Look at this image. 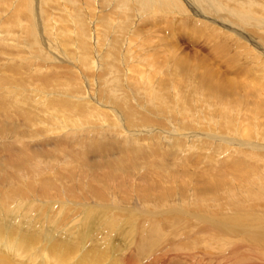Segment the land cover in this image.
<instances>
[{"label":"bare ground","instance_id":"obj_1","mask_svg":"<svg viewBox=\"0 0 264 264\" xmlns=\"http://www.w3.org/2000/svg\"><path fill=\"white\" fill-rule=\"evenodd\" d=\"M81 1L83 2L85 0H81ZM92 1L93 0H87V3L89 6H91ZM97 1L99 2V5L101 9H103L104 13L103 14L101 13L97 15L96 17L97 18L96 23H95L96 32L94 33L96 44H94V46H95V51H96L95 52V57H96L95 64L98 70L96 69L97 71L96 70L94 71V68H93L94 57L92 55L93 54L92 50L94 49H92L93 47H91V44H90L91 42H89L91 34L89 33L88 26L84 22V19H82L83 15L79 11V6H80L79 4H81L80 0H63V3H62V5L64 4L63 9H65L67 6L69 8V9L66 8L68 11L74 12V16H75L74 28H70L72 26L69 27L68 22H67L68 18L65 19L66 18L65 16L68 15V13L66 15L64 14L65 16L62 14V12L60 13L61 15H58V16L55 15L56 17L50 16L51 9H53V7H56V6L59 7L57 2L54 0H0V16L2 14L9 12L7 13L4 20L0 22V34H3V33L12 34L9 38V40L12 41L11 42L12 45L9 46L8 48L14 47L15 49L17 48L18 50V49H22L21 48L22 46L24 47L26 46L29 48L30 45H34L36 44V42L38 43V40H37L38 36H36V33H38L37 31H39L41 45H43V43H49L47 40L50 41L48 48H50L53 54H55L54 58H52V60H54L53 61L54 63L50 60L51 61L50 64L48 65L47 69L45 68L44 70L46 72L50 71L51 73L50 74L48 73V75H46L43 72L44 76L46 75L45 77L40 76L41 78H39L37 77L39 75H37L36 77L37 79L39 78L40 82L43 83V85H45V87L48 88V91H46L47 95L46 94L45 95L47 97L51 95V99L48 100L46 98L47 101L45 102V104L48 105V109H52V111L49 113L50 115L49 119L50 117L53 119L51 120V122H54V120H56L55 121L56 126L60 127L59 129L56 128V126L55 128H53L52 127L53 123L52 125L49 123L42 127L41 124L43 122L45 124V121H47L48 119L42 122L41 119H37L39 117H35V116H34L35 118L33 116L30 117V114H29L30 112L27 113L28 112L27 109L16 111V113H11V115H7L6 114L7 112L6 113L4 112V114H0V119L5 121V123L0 122V166H3L5 163L6 164L11 163L14 165V170L12 171L9 170L8 172L4 171L3 170L4 168L0 167V206L2 205L1 204L2 202H4L5 204H9L11 203V201L14 202L16 198L15 196L17 195L19 197L22 196L21 194L24 193L23 188L25 189L26 192L31 190V192H34L39 195V197H37L38 198L37 202L43 208V212L48 210V212L45 213L44 216H50L51 221L53 222L54 225L66 224V226H68L70 222L72 223V225L69 224L70 226H68L67 230L62 231L64 232L63 236L68 235L70 237V236H75L74 234H76L77 237L79 236V241H81L83 238H86V239L88 238L87 236L90 234L91 228L95 227V225L102 224V223L109 224L110 226L116 227V229H118L119 225L117 223H120L123 226L122 236L131 237L130 243L133 244L134 247L140 246L139 251H138L139 255L144 253V255L142 256L147 258L151 253H153L154 255L158 257V264H160L159 263L160 260L161 262H163L161 264H172L173 259L176 257L177 254H179V253H177L176 255L171 254V251L175 248L178 251L182 249L183 250L182 254L185 253L179 258L181 259L180 261L188 260L191 263H194L195 255H201V251L205 252L204 259H208L214 254L213 253L212 255L208 257L210 252H216L217 254L218 253L227 254L230 252V254L232 255H235L238 253V257L241 256L243 257V259H245L248 256L250 257V255L252 254V251H251L252 249L256 248L258 245L264 246V184L262 183V180H261L263 179V177H261L262 176L261 173L264 171V146L261 145L257 141V140L260 141L261 139H255L257 141L256 143L251 141V140H254V137L258 133L249 134L250 131H249V127L247 126L245 127V130L241 131L238 135H236L232 123L228 125L227 127L228 131H225V129L219 131L216 128L212 129V127H209V129H206L204 126L201 127L202 132L199 133V138L203 137V139L201 141L199 140L200 141L199 145L203 144V141L205 138L211 139L212 141H214L218 145V147L221 148V150H222L221 145L225 144V148L222 150V153H224V155L226 154L227 157H229L231 160V161L229 160L230 161L229 164L225 162L219 163L221 165L218 166V170L216 171L218 174V178L214 177L216 180L207 185V187L211 191H213V194H215L213 195L214 197H221V199L219 198L220 200L223 199L222 203H220V201L219 203L214 201L212 196H211L212 199L209 198L208 200L204 198L202 201L201 198H199V195L197 196L195 192L190 194L191 195V197H189L190 199H187L188 197L183 196V194L186 193V191L188 190H186L187 187L183 188L181 186L183 184L181 183L187 180L188 174L186 172L178 173L177 171L178 168L176 164L173 165L172 159L174 155H172L171 150L165 151L162 154L160 153L156 155L157 152L155 151L161 149V145H163L164 143L161 144L158 140L156 141L155 139L153 140L152 149L150 147V150H149L148 146L139 145L140 143L139 140H146L143 134L140 135L142 136V138H139V139H137L133 135L131 136V138L133 139L132 142L138 145L137 147L135 146L133 152H130V151L124 152L120 150L118 148V144L116 140H119L120 137H124V136L125 138L128 137V135H131L132 131H134L132 133L138 132L139 129H135V128H142V130L143 129L148 130L149 133L150 132L157 133V131L161 127H164L161 124V122H164L163 120L159 121L151 117L152 115H154L153 117H155V113H157V116L163 115L162 118L165 119V121L168 122V124L170 123L172 125V128H174V130L167 131L164 129V132H167V134L161 133L162 134L161 135L160 132H158L159 135L153 134L152 137L159 138L160 136H162L163 138L165 137L163 135H166L168 139H171L170 145H173V146H170L171 148H173L174 146L178 147L180 143L187 140L188 137L193 136L194 133H191L189 131V130H192V128L188 127L185 120H182V118L180 119L179 122H177L176 116L173 113L165 112V114H163L160 111L159 103H157L156 100H155L156 103L154 104L152 103L153 101L152 97H151V100H149V102L147 101V98H145L146 93H148L147 96H150L151 93H153V90L155 88L154 84H152L153 81L156 80L157 82L155 83H160V82H158V80L154 78L155 75L153 76L149 74V76L145 77L147 75L145 74L146 73L145 71L139 70L138 68H136V65L129 66L127 64L129 60L128 45L127 46L125 45L126 47L124 49L123 54L121 55L120 53L122 44L118 42L119 38L117 36L119 34H123L121 33L122 29H124V25L128 23L127 22L125 24L126 20L129 21L130 19H133V14L128 12V7L130 8V6H132V8L134 9L135 5L138 3L137 0H97ZM207 1L206 3L205 2H201V3L206 4L208 8L211 9L214 6V1L209 0V3ZM249 1L253 2L254 4L259 1V3L264 5V0H240L239 5L244 7V3L249 2ZM154 2L156 1L155 0H144L143 4H144V7H149V8L151 7V9H153L152 7H155L156 5H158L157 3H154ZM198 4H200V2L196 4L197 8H198ZM182 5L183 4H181V6ZM57 7L56 9L58 10ZM84 7H80V8L83 9ZM173 7L174 6H172V8ZM199 8H201V6ZM139 9L142 10V8H139ZM87 10L88 9H86L85 11L87 12ZM167 12H169V9L167 10ZM205 12H206V9H205ZM259 12L261 13V15H263L262 12H264V7H261ZM154 13L157 15L160 14V12H155V11L151 12L150 15L148 16L146 15L144 18H142V21H145V23L150 22L152 18L156 17ZM130 14L131 16H128ZM141 14L144 15V13H141ZM153 14L155 16L152 17ZM110 15L114 16L115 18H118L119 20H122L118 25L114 24L115 27L112 28L114 30L113 33H111L113 34L112 36H109V30L111 28V24L109 21ZM235 17H237L236 22H232L229 25L224 23V21L227 20L228 18L223 17L222 19L220 16H218V18H216L217 21L213 23H219L218 25L220 26H217V27L221 29H226L225 27L228 26L230 30L233 32V33L229 32L231 35L234 34L236 35L235 37L245 38L244 40L248 42L247 44L249 45V49L255 50L254 54H257L256 55L257 57L264 58V54H263L264 50L262 48V46H264L263 44L264 43V18L261 19L262 21L259 20L261 16L251 14L250 9H247V12L243 13V15L240 18L237 15ZM138 18L140 20V15H138ZM173 18H176V16H174ZM219 18H221L222 20H220ZM52 19L54 20V23L55 21L57 22L60 21L62 24L61 25L60 23L59 25L52 24L50 22ZM70 20H71V17L69 21ZM246 23H253V25H255V28L251 29V33L253 32L254 36L258 34L260 35V36H256L257 38H259L258 41L254 42L252 38H250V34L249 35L247 34L246 27H248L250 24L249 25L247 24V26L244 27L243 25H245ZM125 29L124 31L127 32L129 28L126 30ZM40 30L43 31L42 36L40 35ZM202 30L203 29H201V32ZM134 34L133 35L135 37H138V34H136L135 32ZM53 42L54 43L56 42L57 45L55 46ZM7 46L8 45H6V47ZM45 47L47 48V46ZM76 47L78 48L77 54L73 52L75 49H77ZM119 47L121 48L119 49ZM15 49L12 51H16ZM41 50H44L42 46H41ZM27 51H24V52H27ZM19 52H21V50ZM19 52H18V55H19ZM32 52L30 51V54ZM75 52H77V50ZM33 54H32V57H35L33 56ZM251 54L253 53L251 52ZM42 55H44V53ZM56 55L59 56L60 59H57ZM13 56L15 55L13 54ZM6 57H10V56H6ZM30 57L31 56H29V59ZM136 57L137 56L135 57L133 56L132 59L136 60L137 59ZM45 58H42L43 61ZM27 59L24 61L27 62L28 61ZM46 59H48V57ZM9 60L7 59L6 61H9ZM147 60L148 59L142 57L140 58V60H138L139 63L137 64L139 65V64L144 63V66H141L144 68H146L147 66L149 67L150 65H153L151 60L150 62ZM18 61L20 62L21 60H18ZM24 61L22 60L21 62H24ZM179 62L180 63H177L176 65H172L170 68L173 70L175 69V71L179 70L178 67L180 64L184 66V62L182 61H179ZM2 63L5 64V62H2ZM38 63L40 62L38 61ZM40 65L42 64L40 63ZM40 65L38 66L39 74H40ZM0 66H3V65L1 64ZM261 66L264 67V64ZM36 67L37 66H35V68ZM124 69L127 71L128 74L123 71ZM171 69L170 71H172ZM0 70H3V69L0 68ZM19 70L20 69L17 68L16 66L9 67L8 71H5L7 72L5 74V77H13V78L20 77L21 72ZM35 70H33V72ZM159 71L160 70L155 72V74L157 75ZM33 72H30V74ZM36 72H34L35 75H36ZM123 72L124 74L126 73V76H124ZM173 73L176 74L177 72H173ZM209 73L210 72H208V74ZM40 75H42V73ZM212 75L214 76L215 74L210 73L207 77V81L210 84H212V81L214 78L212 77ZM32 76L34 79V75ZM76 80H78L79 85L76 83ZM139 80H142V81H139ZM0 81L2 80L0 79ZM36 81L34 83L38 82ZM81 81H83L82 84H80ZM123 81H125L126 84ZM136 81L141 83V87H144L143 90L138 87ZM81 85L86 87V89L82 90L83 88L81 87ZM230 86H232L231 83H230ZM123 88L129 89L128 93L131 94V96L133 97L128 98L125 94L126 91ZM229 88L220 87L219 91H223V89L227 90ZM4 94H7V93L5 92ZM22 94L24 95V93ZM27 96L29 97V95ZM157 97L158 96L155 95V98ZM4 98H2V102L3 100L6 101V98L5 99ZM8 98H7V101H10V98L9 99ZM11 98L13 97L11 96ZM17 98L18 97H16V100H14L15 102L17 101ZM27 99L28 98H26L25 100ZM40 101L41 100H39V102ZM5 104L7 105V103ZM5 104H3V106ZM34 104L35 103H33V105ZM39 106L40 105H38V107ZM143 106H144V111L143 109H140ZM73 107L78 112L74 113L75 115H72L71 117L69 116L68 121L60 117L59 113H61V111L65 109L71 110ZM29 108L30 107H28V109ZM10 109H13V108L11 107ZM48 109H46V112L43 111L45 112V114L47 113L45 116L48 115V112H47L49 111ZM13 112H15V110ZM34 112H35V109H34ZM202 117L203 116L199 115V119H201ZM32 118L35 121L34 123H32L33 121ZM71 118L72 119L79 118V119H83L84 121L96 119L97 121H99L97 122V124H100V127L98 129L102 131V134L99 135V134L91 133V130L94 128V126L89 121V122H86L87 124L85 125L87 128L83 129V132H86V136L84 135L83 137H80L79 131L75 132L73 129L69 128V126L71 125H68L69 124L68 122H71L72 120ZM254 128H257V127H253L252 125V131ZM120 129L124 130V132L122 133L123 134L122 136H119L121 134ZM186 129H188V131H186ZM43 130L45 134L50 133L52 135H49L48 137L45 136L47 138L45 142L39 145H35L33 149L30 148V146L25 141L29 139H33V137L35 136V132L37 133L38 131L40 133ZM209 131L211 133H208ZM87 132L93 134L94 137H100V138L101 136L104 137L108 135L112 137V140L111 142H109L110 144L109 143L99 144V142L97 143L96 140L93 139V136L91 134L88 135ZM9 133H12V136H13L11 140L12 144L14 143L13 147H11L10 144L5 143L6 142L5 140L8 141L7 134ZM231 133L234 137L230 136ZM243 133L247 134L246 138L240 137V135ZM137 134L138 133H136V135ZM177 134L182 135L184 138H181ZM227 134H229V136H227ZM50 136H55L54 138L55 140H58V138L59 139L62 138V141H60L58 145H53V142H55V140H51V138H49ZM87 136L91 138L88 139ZM78 137H80L81 139L85 138L86 141H88V143H85V146L88 147V150L90 149V151H88L90 152V155L86 154V152L82 153L81 151L79 152V151L74 150L75 145L73 144H76V147L81 146L83 148L84 146L83 142L78 141L77 143H74L75 141L78 140ZM116 137H119V139H117ZM152 137L149 136L150 139H153ZM16 144L19 146L18 149L15 147ZM165 148L166 146L164 147V149ZM36 153H38L39 155H42L44 158H50V156L52 158V156L54 155L57 156L58 160L59 158H65L66 163H64L63 166H61L60 168H56L55 173H50L51 171H49V169H46V167L49 166L51 170V168L53 169V167H55V165L58 164V161L56 160V164L54 166L53 164H49L45 166L42 165V167L40 168L39 166H35V162L37 161ZM124 153H125V157L118 158ZM96 155H99V157L97 156L98 157L97 158ZM233 156H238V157L234 158ZM91 157L92 159L93 157H96V159L95 158L93 159V163L92 165H90L89 170L81 169L82 165H84L85 163H88ZM240 157L248 159L249 162H247V160L246 161L243 160ZM44 158L42 161L40 160L42 163L44 161ZM45 160L47 161V159ZM170 161H172L171 165H169ZM102 162H104V166H102ZM255 162H257V165H255ZM137 163H140L141 166L136 167ZM7 167H10V166H7ZM228 167L236 168V171L229 172ZM141 169H143V172L139 171ZM138 171L141 174H139ZM259 171L261 173H259ZM87 172L89 173L85 174ZM165 172H167L168 174L165 175ZM206 172L207 171H205V173ZM225 172H227V175L229 177L230 176L232 177L231 178L232 182H235L236 184L239 185V187L235 189L236 191L234 190L235 185L234 186L230 185L231 187L230 186L227 187L226 185L225 187L227 188L224 189L225 187L222 185V183L224 182V177L227 176ZM97 174H99V176H97ZM149 176L154 177L156 182L152 181L153 178L151 180ZM87 177L89 178L88 183H86V180H85ZM176 186L179 188H183L182 194H177L175 192L174 187ZM184 186H186V183L184 184ZM240 187H242L245 190L244 195L247 196L243 198L244 200L242 199L243 202H239L236 199L238 196H240V191L243 190V189H240ZM216 193H223V194L219 196L218 194L216 195ZM186 194H188V192ZM26 198L21 197V199H26ZM33 198L35 199V197ZM31 202H33V200ZM241 203L244 204V206L246 207L244 209L248 210L249 214L247 212L244 213L245 210L240 209L238 207V205ZM8 207L9 205L5 206V209L7 211H8ZM139 207L141 208L137 209ZM15 208H12L11 210H9L8 213L14 214L16 210H13V209ZM238 208H239V211H238ZM18 211H20V208L17 209L16 212ZM63 211H66L65 217L68 216L69 211H72L73 214H70L68 216L71 218L70 221L69 219L65 220L64 214L61 217L58 216L59 213ZM77 213H79L80 215L77 218L72 219ZM89 213L91 214V216H88ZM9 216H6V217H9ZM136 216L137 218H133ZM3 218L1 221L4 220ZM46 219H48V217H46ZM54 225H52V227ZM145 226L149 228V231H154L155 233L157 232L159 236H160V233H164L166 231L167 236H168L167 238H171V237L172 238L171 240H169V242L167 241L165 245L163 244L162 247L159 246L155 250L149 251V253L146 254L145 252L146 250L143 252L142 251L143 248L141 246L142 244L145 243V241H149L148 234H147L148 240H146V237L144 239L140 238L142 237V234L145 231L147 232V229ZM13 228L7 229V228L0 226V264H22V261H16L14 257H20L22 254H25L26 252L31 253L30 254L31 258H28L29 259L28 264H62V263L67 262V260H69V258L72 257V254L75 250L74 249L75 245L73 244L74 240H70L72 243H69L68 241L62 238L60 239L58 238L59 240L53 239L54 240L53 243H48L47 246L43 245L44 247L42 246L41 251H39L41 252L39 255L40 261L39 263H37L36 260L38 259L34 260L32 258L34 257V253L38 252L39 247L38 248L34 247L35 245L34 237L30 233H27L30 230L27 232L25 231L26 232L25 235H17L18 233L13 234L12 233L13 231H10V230L16 231ZM100 228H96V229L100 230ZM39 229H36L35 231ZM42 229L43 228H41V230ZM49 229L50 228H48V230ZM112 230H108V232L110 231L112 232ZM138 230H139L138 232L139 234L137 233ZM70 232H73V235L70 234ZM197 232H201V235H202V232L204 233L206 232L210 234V236L212 235L213 238L211 241H213V244L211 243V244H208V247L200 248L199 241L204 240L203 238L205 237H203L200 240V237L197 236ZM128 233H129V236H128ZM20 234H22V232ZM98 234H99V231H98ZM39 237L41 238V236ZM108 237H110V235ZM118 238L116 239L118 240ZM159 239H161L162 241L166 240L164 236L163 237L160 236ZM106 240H108V238ZM47 241L48 240H46L45 242ZM103 241H105L104 237H103ZM150 241H153V240H150ZM36 242H37V239H36ZM203 242H208V241L204 240ZM94 245L100 246V244L96 245L95 243ZM131 248L132 246H129L127 249H131ZM53 249H56L58 251V254L57 256L55 255L56 257L54 258V260L48 257V254H50ZM97 250L100 251V247ZM191 250H193V253ZM100 252L98 253L96 250H94L92 252L91 251L88 252V253H91V255L82 254L83 256L81 255V259H79V261L75 260L76 262L74 264H79L81 261L82 263H84L83 261H85L84 264H100V262L103 261V256H101L103 253H100ZM108 252H109V249L106 253L108 254ZM207 253L208 255H206ZM79 256L80 255H78V257ZM217 256L218 255H216V257ZM258 256L259 255H257V257ZM224 258H221V259H224ZM239 259H242V258H239ZM116 260L117 262L111 261V262H108L107 264H130V263L132 264L133 263L132 256L130 258L121 257V259L118 258ZM203 260L202 261L200 260L198 262L201 263L203 262ZM213 260L214 259L211 258V261ZM208 261L210 260L208 259ZM226 261H228V259H226ZM211 263H214V262H211ZM139 264H142V263H139ZM143 264H152V263L144 262Z\"/></svg>","mask_w":264,"mask_h":264},{"label":"rangeland","instance_id":"obj_2","mask_svg":"<svg viewBox=\"0 0 264 264\" xmlns=\"http://www.w3.org/2000/svg\"><path fill=\"white\" fill-rule=\"evenodd\" d=\"M54 1L57 2L59 7L56 6L58 8V10L56 9V7H53V9H51L50 16L56 17L58 15H61L60 14L61 12L63 15L64 14L66 15L68 13V15H66V16L64 15L66 17L65 19L68 18L67 22H68L69 27L72 26L70 28H74V25H75L74 12L68 11L66 9V8H68L67 6L65 9H63V5H64V4L62 5L63 0H54ZM85 1L82 2L80 0L81 4H79L80 5L79 11L83 15L82 19H84V22L88 26L89 33L91 34V35L89 34L90 35L89 42H91L90 43L91 47H93L92 49H94V50H92V53H93L92 55L94 57L93 68L95 71L97 69V66L95 64V62H96L95 52L96 51H95V46H94V44H96V40L94 38V33L96 32L95 23H96L97 15H99L101 13L103 14L104 11H103V9H101L99 2L97 0H93L91 6L88 5L87 0H85ZM155 1L156 2H154V3H157L159 6L156 5L155 7H152L153 9H151V7L150 8L144 7V4H143L144 0H137L138 3L135 5V7H137V8L134 7V9H133L132 6H130V8H131L130 9L128 7V12L133 14V19L129 20L130 23H129V21L126 20L125 24L127 22L128 23L126 25H124V29H125L126 26L129 24L126 29L129 28L130 30L128 29L126 32V31H124V29H122L121 33H123V34H119L117 36L119 38L118 42H120V44H122V46H121L122 48L119 47V49L121 48L120 53L122 55L125 47L128 45V47H129V52H128L129 55L128 56H129L130 61L128 60L127 64L129 66L136 65V68H138L139 70L145 71L146 72L145 74H147L145 77L149 76V74L153 75V76L155 75L154 78L157 79L158 82H160V83H155L157 81L156 80L153 81L152 84H154L155 88L153 90V93H151L150 96H147L148 93H146L145 98H147V101L149 102V100H151V97H152V99H153L152 103L153 104L156 103L155 102V100H156L157 103H159L160 111L163 114H165V112L166 113L167 112L173 113L176 116L177 122H179L181 118H182V120H185L187 126L192 128V130H189V131L191 133H194V135L188 137L187 140L180 143L179 146L177 145L178 147L174 146L173 148L170 147V146H173V145H170L171 139H168L166 137V135H163V136H165L163 138H162V136H160L159 138H157V137L153 138L152 137L153 134L159 135L158 132H160V134L161 133L167 134V132H164V129L167 131L174 130V128H172V125L170 123H169L170 124L169 125L168 122H166L165 119L162 118L163 115L157 116V113H155V117H153L154 115H152L151 117L154 119H157L159 121L163 120L164 122H161V124L164 127H161L157 131V133L156 132H153V133L150 132L149 133L148 130L143 129L144 130L143 131L142 128H135V129H139V131L136 132V133H138L137 135H136V133H132V132H134V131H132L131 135H128V137H126V138H125V136L120 137V139H119V137H116L117 139H119V140H116L117 144H118V148L124 152H126V151L133 152L135 146L137 147L138 145L134 144V142H132L133 139L131 138V136L134 135L137 139H139V138H142V136H140L142 134L146 138V140H139V142H140L139 145L148 146L149 150H150V147L152 149L153 140H155V139H156V141L158 140L161 144L164 143L163 145H161V149L155 151V152H157L156 155H158L160 153L162 154L165 151L171 150L172 155H174V157L172 159L173 165L176 164V166L178 168L177 169L178 173L186 172L188 174L187 180L185 182L181 183V184H183L181 186L183 188L187 187L186 190H188V191H186V193L188 192V194L184 193L183 196L188 197L187 199H190L189 198V197H191L190 194L195 192V194H197V196L199 195V198H201L202 201L204 198L209 200V198L212 199V197H213L214 201H216L218 203L220 201V203H222L223 199L220 200L221 197H214L213 195H215V194H213V191H211L207 187V185L209 183L214 182L216 180L215 178H218V174L216 171L218 170V166L221 165L219 163L225 162V163L229 164L231 160L229 157H227L226 154L224 155V153H222V150L225 148V144L221 145V147H222V150H221V148H219L218 145L214 141H212L211 139L205 138L203 141V144L199 145L200 141L203 139V137L199 138V133L202 132V129H201L202 126H204L206 129H209V127H212V129L216 128L219 131L224 130V129H225V131H228L227 130L228 125H230L232 123L234 131H235L236 135H238L241 131L245 130V127L248 126L249 131H250L249 134L258 133L254 137V140H251V141L254 143H256L258 141L261 145L264 146V142H263L264 141V67L261 66L264 64V58L263 57H257L256 56L257 54H254L255 50L249 49V45L247 44L248 42L246 40H244L245 38L235 37L236 35H234V34L231 35L229 32H231V33H233V32L230 30V28L228 26L225 27L226 29L228 27L227 30L221 29V28L217 27V26H220V25H218L219 23H213V22L217 21L216 18H218V16H220L222 19H223V17H227L228 19L225 20L224 23L229 25L232 22H236V18H237V17H235L236 15L240 18L243 15V13L247 12V9H250L251 14L261 16V18L259 19V20H261L264 18V12H262L263 15H261V13L259 11H260L261 7H264V5L259 3V1L255 4L251 1H249V2L244 3V7H243V6L239 5L240 0L239 1L238 0H213L214 1V6L212 7L213 9L212 8L209 9L206 4L201 3V2L206 3L207 0H155ZM171 2H172V4H171ZM195 2H197V3L200 2V4H198V8L196 5L197 3H195ZM207 2L209 3V0ZM170 4H171V6H170ZM174 4L176 5V7ZM181 4H183V5L181 6ZM193 5H195V6H193ZM172 6H174V7L172 8ZM200 6H201V8H199ZM80 7H84L85 9L83 8L84 9L83 10ZM139 8H142L143 12ZM174 8H176V9H174ZM86 9H88L87 12L85 11ZM168 9H169V12H167ZM205 9H206V12H205ZM10 10H11V8H10ZM252 10H254L255 12ZM65 11H67V12H65ZM154 11L160 12V14L157 15L154 13L156 15V17L152 18L150 22L145 23V21H142V18H144L146 15L147 16L150 15V13L154 12ZM256 11H257V13H256ZM7 13H9V12H7ZM7 13L2 14L1 15L2 17L0 16V22L2 20H4ZM85 13H87V14H85ZM141 13H144V15ZM208 13L211 14L212 16L209 15ZM131 14L128 16H131ZM154 14L152 15V17L155 16ZM138 15H140V20L138 18ZM195 15H197V16H195ZM172 16L173 17L176 16V18H173ZM70 17H71V20L69 21ZM204 17H206V18H204ZM32 18H34V17H32ZM221 18H219V19L222 20ZM109 21L111 24V28L109 30V36H112L113 34H111V33H113V31H114L112 29L115 27L114 24L118 25L122 20H119L118 18H115L114 16L110 15ZM50 22L52 24H57V25H59V23H60V25L62 24L60 21H58V22L55 21V23H54L53 19ZM247 24L248 25L250 24V25L248 27H246ZM243 26L246 27L247 34L248 35L250 34V38H252V40L254 42L259 40V38L256 37V36H260L259 34L254 36V33L253 32L251 33V29L255 28V25H253V23H246ZM201 29H203L202 30L203 33L201 32ZM215 29H216V31H215ZM37 32L38 33H36V36L39 37V31H37ZM134 32L136 34H138V37L134 36L135 35ZM241 32H243V31H241ZM11 35L12 34H7V33L0 34V42H1L0 43L1 44L0 45V57L2 56L0 58V61L5 62V64L7 63L5 65L4 63L0 62V65L1 64L3 65V66H0V68L4 70V71L0 70V71H2V72H0V79L2 80V81H0V95L2 96V98H4V96L6 98V101L3 100V102H2V98L0 96V105L2 104L0 106V114H4V112L5 113L7 112L6 113L7 115H11V113H16V111L27 109V111H28L27 113L30 112L29 113L30 117L31 116L39 117L37 119H41L42 122L48 119L47 121H45V124H44V122L41 124L42 127L44 125L49 124V123L52 125V123H53L52 127L55 128V126H56L55 121L56 120H54V122H51V120H53V119L51 117L49 119V116H50L49 113L52 111V109H48V105L45 104L47 99L48 100L51 99V95H49L48 97L46 96L47 95L46 91H48V88L45 87V85H43V83H41L39 80V78H41L42 76L45 77L46 75H48V73L49 74L51 73L50 71L46 72L44 70L45 68L47 69V67L51 61L52 62L54 61V60H52V58H54L55 54H53L52 50L50 48H48L50 41L47 40L49 43H43V45H41L40 44V37L39 38L37 37L38 43L36 42V44L30 45L31 47L29 46V48L26 46L25 47L22 46L21 47L22 49L17 50V48L15 49L14 47L8 48L9 46L12 45V43H11L12 41L9 40ZM40 35L41 36L43 35L42 30H40ZM2 42H3V44H2ZM245 42H246V44H245ZM3 45H5V46H3ZM6 45H8V46L6 47ZM54 45L55 46L57 45L56 42L54 43ZM41 46H42V48H44V50H41ZM45 46H47V48ZM25 48H26V50H25ZM262 48L264 50V46H262ZM14 49L16 51H12ZM20 50H21V52H19ZM76 50H77V52H75ZM24 51H27V52H24ZM30 51L31 52L34 51V52H32L30 54ZM6 52L8 55L6 54ZM18 52H19V55H18ZM41 52H42V54L44 53V55H42ZM73 52L75 54H77L78 48L75 49ZM251 52L253 54H251ZM25 53H26V55H25ZM13 54L15 56H13ZM32 54L35 57H32ZM178 54H180V55H178ZM5 55L10 56L11 58L6 57ZM28 55L31 56L30 59H32V60L29 59ZM133 56L134 57L137 56L136 57L137 59L133 60L132 59ZM25 57H26V59L28 58L27 62L24 61V60H26ZM45 57L46 58L48 57V59H46ZM142 57L148 59L147 61H149V62L151 60L153 65H150L149 67L147 66L146 68L141 67V66H144V63L138 65L137 64V63H139L138 60H140V58H142ZM42 58H45L44 61ZM7 59L8 60L10 59V60L6 61ZM57 59H60V57L57 56ZM18 60H21V61L23 60L24 62H21V61L19 62ZM38 61L42 65H40V63H38ZM136 61H138V62H136ZM179 61L184 62V66H182V64L179 65V67H178L179 70L175 71V69L173 70L170 68L172 65H176L177 63H180ZM33 64L37 67L35 68V66ZM29 65H31V66H29ZM39 65H40V74L42 73V75H40L38 72L39 71L38 70ZM13 66L14 67L16 66L17 68L20 69L19 71L21 72V76L20 77H14V78L13 77H5V74L7 73L5 71H8L9 67H13ZM169 68L172 71H170ZM35 69L37 70L38 74H37ZM33 70H35L34 72H36V75L33 72ZM158 70H160V71L156 75L155 72H157ZM123 71L127 73V71L125 69ZM136 71H138V70H136ZM30 72H33V73L30 74ZM43 72L46 74L45 76H44ZM124 72H123V74H124ZM173 72H177V73L174 74ZM208 72H210L211 74H215L214 76L212 75V77L215 78V79L213 78L212 84H210L207 81V77L210 74V73L208 74ZM126 73L124 74V76H126ZM2 75H4V76H2ZM32 75H34V79H33ZM37 75H39V76H37ZM79 75H80V73H79ZM31 76H32V78H31ZM36 76L39 78L37 79ZM7 79H9V80H7ZM35 81L37 83H34ZM139 81H142V80H139ZM82 82L83 81H81L80 84H82ZM123 82L125 83V81H123ZM76 83L78 84V80H76ZM136 83H137L139 88H141L142 90L144 89V87H141V83H139L138 81H136ZM230 83L232 84V86H230ZM208 86H210V87H208ZM81 87L83 88L82 90L86 89V87H84L83 85H81ZM220 87H227V88L230 87L229 88L230 90L229 89H227V90L223 89L224 92L219 91ZM41 88H43V89H41ZM123 89L126 91L125 94L128 98L133 97V96H131V94L128 93L129 89H126V88H123ZM3 92L4 93L6 92L7 94H4ZM29 92H31V93H29ZM22 93H24V95ZM20 94H21V96H20ZM27 95H29V97ZM155 95H157L158 97L155 98ZM11 96L13 98H11ZM22 96H23V98H22ZM8 97L10 98V101H7ZM14 97H15V99H14ZM16 97H18L17 101H16L17 103L14 101V100H16ZM24 98L25 99L28 98V99L25 100ZM36 100H38V101H36ZM39 100H41V101L39 102ZM43 100H44V102H43ZM24 101H26L27 103ZM4 102L7 103V105ZM33 103H35V104L33 105ZM3 104H5V105L3 106ZM29 104H31V105H29ZM38 105H40V106L38 107ZM11 107L13 109H10ZM28 107H30V108L28 109ZM42 107H44V108H42ZM31 109H33V110H31ZM34 109H35V112H34ZM39 109H41V110H39ZM46 109L49 110V111H47L48 112L47 116H45L47 114V113L45 114ZM140 109H143V111H144V106L141 107ZM14 110H15V112H13ZM43 111H45V112H43ZM76 112H78V111H76V109L73 107L71 110L65 109V110L61 111V113H59V114H60V117H62L63 119H66L68 121L69 116L71 117L72 115H75L74 113H76ZM199 115H201L203 117L201 119H199ZM32 120H33V118H32ZM83 121H84L83 119H79V118L72 119L71 122H68L69 123L68 125H71V126H69V128L73 129L75 132L79 131V136L83 137L84 135L86 136V132H83V129L87 128L85 126L87 124L86 122L90 121L94 126V128L91 130V133L99 134V135L102 134V131H100L98 129L100 127V124H97V122H99V121H97L96 119H91L88 121L85 120L84 122ZM0 122L5 123V121H3L2 119H0ZM34 122L35 121L33 120L32 123H34ZM252 125H253V127H257V128H254L253 131H252ZM261 126H262V128H261ZM21 128H22V126H21ZM56 128L59 129L60 127L56 126ZM186 131H188V129H186ZM123 132H124V130H121V132H120L121 134L119 136H122ZM91 133L87 132L88 135H90ZM208 133H211V132L209 131ZM225 133H223V134H225ZM93 134H91L93 136V139L96 140L97 143L99 142V144H108L112 140V137H110L108 135H106L104 137L101 136V138H100V137H94ZM49 135H52V134H50V133L45 134L44 130L40 133L37 131V133L35 132V136L33 137V139H29V140L26 139L29 142H27V141H25V142L30 146V148L33 149L35 147V145H39V144L45 142L47 139L46 137H48ZM145 135H147L148 137ZM177 135L180 136L181 138H184L180 134H177ZM149 136L152 137L153 139H150ZM227 136H229V134H227ZM230 136H233L232 133L230 134ZM7 137H8L7 138L8 141L5 140L6 141L5 143L10 144V146L13 147L14 143L12 144V141H11L12 137H13L12 133L7 134ZM80 137H78V140L75 141L74 143H77L78 141L83 142L84 146H83V148L81 146L76 147V144H73V145H75L74 150L79 151V152L81 151L82 153L86 152V154L90 155V152H88V151H90V149L88 150V147L85 146V143H88V141H86L85 138L81 139ZM129 137L131 138V140ZM240 137L246 138L247 134L243 133L240 135ZM251 137H253V136H251ZM49 138H51V140H55L54 139L55 136H50ZM89 138H91V137H88V139ZM235 138H237V137H235ZM255 139H261L263 141H261V140L256 141ZM30 140L31 141L33 140V141L31 142ZM167 140H169V141H167ZM60 141H62V138H60V139L58 138V140H55V142H53V145H58V143ZM72 141H74V140H72ZM165 146H166V148L164 149ZM15 147L17 149L19 148V146L17 144L15 145ZM209 147H210V149H209ZM99 155H96V157L97 156L99 157ZM36 157L38 159L36 158L37 161L35 162V166H39L40 168L42 167V165L45 166V165L53 164V166H54L56 164V160L58 161V164L55 165V167H53V169L51 168V170H50L49 166L46 167V169H49V171H51L50 173H55L56 168H60L61 166H63L64 163H66L65 158H59V160H58L57 156H55V155L52 156V158H51V156H50V158H44L42 155H39L38 153H36ZM96 157H93V159L94 158L96 159ZM123 157H125V153L122 154L118 158H123ZM233 157L235 158L238 156H233ZM43 158H44V161L42 163L41 161L43 160ZM240 158H242V157H240ZM45 159H47V161ZM93 159L91 157L90 160L88 161V163H85L84 165H82V167H84V168L81 167V169L89 170L90 165H92V163H93ZM242 159L245 161L247 160V162H249V160L246 158H242ZM53 162H55V163H53ZM171 164H172V161H170L169 165H171ZM255 165H257V162H255ZM7 166H10L11 168L7 167ZM102 166H104V162H102ZM139 166H141L140 163H137L136 167H139ZM0 167L4 168L3 170L6 172H8L9 170H11V171L14 170V165L11 163H9V164L5 163L3 166H0ZM100 169H102V168H100ZM139 171L143 172V169H141ZM205 171H207V172L205 173ZM209 171H211V172H209ZM228 171L229 172L230 171L235 172L236 168L228 167ZM140 172H139V174H141ZM88 173L89 172H87L85 174H88ZM225 173L227 175V172H225ZM259 173H261V172L259 171ZM167 174L168 173L165 172V175H167ZM261 174H262L261 177H263V179H261V180H262V183L264 184V171ZM97 176H99V174H97ZM149 177L151 180L153 178L152 181L156 182L154 177H151V176H149ZM226 177H224V182L222 183V185L224 187L226 185H227V187H229L230 185L231 186L235 185L234 190L239 187L238 184L231 181V178H232L231 176L229 177L227 175ZM85 180H86V183H88L89 178L87 177ZM189 182H191V183H189ZM185 183H186V186H184ZM177 186H179V185H177ZM176 187H174L175 192L177 194H182L183 188H179V187L176 188ZM227 187H225L224 189H226ZM240 189H243V188L240 187ZM23 190H24V193L21 194L22 196H20V197L18 195L15 196L16 198H15L14 202L11 201V203H9V204H5L4 202L1 203L2 205L0 206V222H1L0 226L7 228V229H11L14 227L13 229H15L16 231H14V230H10V231H13L12 232L13 234L18 233L17 235H25L26 232L30 230L27 233H30L34 237V240H35L34 247L35 248L39 247L38 252L34 253V257L32 258L34 260L38 259V260H36L37 263H39V261H40L39 255L41 252H39V251H41L42 246L43 245L47 246L48 243H53L54 240H59L60 238H62V239H65L66 241H68L69 243H72L70 240H74L73 244L75 245V247H74L75 250L72 254V257H70L69 260H67V262L62 263V264H67V263L68 264H74L77 260L79 261V259H81L82 254L91 255V253H88V252L89 251L92 252L94 250H96L98 253L100 251H101L100 253H103L102 255L100 254L101 256H103V261L100 262V264H107L108 262H111V261L117 262L116 259H118V258H120V259H121V257L130 258L131 256L133 257V263L132 264H139V263L143 264L144 262L152 263V264H158V257L156 255H154L153 253H151L147 258L142 256V255H144V253L139 255L138 251H139L140 246L134 247V245L130 243L131 237L125 236L126 237L125 238L122 236L123 226L120 223H117L119 225L118 229H116V227L110 226L109 224H103L102 223V224L95 225V227L91 228L90 234L87 236L88 238L87 239L83 238L81 241H79V236L77 237L76 234H74L75 236H70V237L68 235L63 236L64 232H62V231L67 230L68 226L72 225V223L70 222L69 223L70 225L68 224V226H66V224L54 225L53 222L51 221L50 216H44V214L47 213L48 210L43 212V208L37 202V199H38L37 197H39V195L34 193V192H31V190L27 191V192L25 191L24 188H23ZM207 191L210 193H208ZM27 194H29V195H27ZM217 194L220 196L223 193H216V195ZM244 194H245V190L243 189L240 191V196H238L236 199L239 202H243L242 199L247 197ZM24 195H26L27 198ZM31 196H32V198L35 197V199L34 198L32 199ZM21 197L22 198L25 197L26 199H21ZM18 200H19V202H18ZM32 200H33V202H31ZM210 202H212V201H210ZM18 203H20V204H18ZM4 205L5 206L9 205L8 211L5 209ZM21 206H23V207H21ZM238 207L240 209L246 208L243 203L239 204ZM12 208H15L13 210H16V211H17V209L20 208V211H18V212L15 211L14 214L8 213L9 210H11ZM25 208H27V209H25ZM140 208L141 207H139L137 209H140ZM239 208H238V211H239ZM244 210H242V211H244V213L245 212L248 213V210H246V209H244ZM65 213H66V211L60 212L58 216L61 217L64 214V217H65V215H66ZM70 214H73L72 211H69L68 216ZM79 215L80 214L77 213L72 219L77 218ZM6 216H9V217H6ZM68 216L65 217V220L69 219V221H70L71 218ZM88 216H91V214L89 213ZM46 217H48V219H46ZM2 218L4 219L3 221H1ZM133 218H137V216L133 217ZM6 219H7V221H6ZM47 221H48V223H47ZM19 225H20V227H19ZM44 225H45V227H44ZM52 225H54V226L52 227ZM110 227H111V229H110ZM19 228H21V229H19ZM41 228H43V229L41 230ZM48 228H50L51 230L50 229L48 230ZM96 228H100V230H98ZM104 228H106V229H104ZM112 228H113V230H112ZM36 229H39V230L35 231ZM146 229H147V232L145 231L142 234V237H140V238L144 239L146 237V240H148V237H149V241L153 240L150 242L149 241H145V243L143 242L144 244H142L141 247L143 248L142 249L143 252L146 250L145 251L146 254L149 253V251L155 250L159 246L162 247L163 244L165 245L167 243V241L169 242V240H171V238H172L171 237L172 235L170 236L171 238H167L168 236H167V233L165 231L164 233H160V236L161 237L164 236V238L166 239V240L162 241L161 239H159L160 236L158 235L157 232L155 233L154 231H149V228H147V227H146ZM108 230H112V232L111 231L108 232ZM32 231H34V232H32ZM98 231H99V234H98ZM21 232H22V234H20ZM119 232H120V234H119ZM138 232H139V230L137 231V233ZM108 233H109L110 237H108L109 236ZM129 233H128V236H129ZM42 234H43V236H42ZM70 234L73 235V232H70ZM111 234H113V235H111ZM147 234H148V237H147ZM106 235H107V237H106ZM39 236H41V238ZM118 236H119V238H118ZM197 236L200 237V240L203 237H205L203 239L208 241V242H203L204 240L199 241V247L200 248L208 247V244H211V243L213 244V241H211L213 238L212 235L210 236V234H208L206 232L205 233L202 232V235H201V232H197ZM37 237H39L40 239ZM93 237H95L96 239ZM103 237H104L105 241H103ZM98 238H99V240H98ZM107 238H108V240H106ZM116 238H118V240ZM36 239H37V242H36ZM43 239H44V241H43ZM155 239H157V240H155ZM46 240H48V241L45 242ZM93 242L96 245L100 244V246H98V245L95 246ZM147 242H148V244H147ZM158 242H160V243H158ZM36 244H37V246H36ZM40 244H42V245H40ZM102 244H103V246L105 244L104 247L106 249L102 246ZM114 244H115V246H114ZM93 246H95V247H93ZM129 246H132V248L127 249ZM78 247H79V249H78ZM99 247H100V251L97 250V249H99ZM256 248L252 249L251 250L252 254L250 255V257L245 256L246 257L245 259H243V257H241V256L238 257V253L235 255L230 254V252L227 254H225V253L224 254H221V253L217 254L216 252H210L211 254L209 253V255L207 253L206 255H208V257L214 253L210 258H208L210 261H211V258L214 259L213 261H211L214 263H211L210 261H208V259H204L205 258L204 257V255H205L204 251L203 252L201 251V255H195L194 263H191L188 260L187 261H180L181 259H179V258L185 253L182 254V252H183L182 249L178 251L175 248L171 251V254H174V255H176L177 253H179V254H177L176 257L173 259L172 264H182L183 262L186 264H207V263L208 264L209 263H211V264H216V263L217 264H258V263L264 264V256H263L264 255V246L258 245ZM258 248H259V250H258ZM101 249H103V250H101ZM108 249H109V252L107 254L106 252L108 251ZM84 250H85V252H84ZM191 251L193 253V250H191ZM52 252L50 254H48V257L51 258L52 260H54V258L58 254V251L56 249H53ZM26 253L22 254L20 257H14L15 260L16 261H22V264H28V262H29L28 258H31V255H30L31 253H28V252H26ZM78 255H80V256L78 257ZM216 255H218V256L216 257ZM252 255H254V256H252ZM257 255H259L260 257L259 256L257 257ZM52 256H53V258H52ZM213 257H215V258H213ZM109 258H110V260H109ZM221 258H224V259H221ZM239 258H242V259H239ZM226 259H228V261H226ZM246 259H248V260H246ZM200 260L201 261L203 260V262L199 263L198 261H200ZM83 262L85 263V261H83ZM84 263H82V261H81L79 264H84ZM159 263L161 264L163 262H161V260H160Z\"/></svg>","mask_w":264,"mask_h":264}]
</instances>
